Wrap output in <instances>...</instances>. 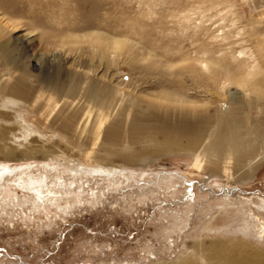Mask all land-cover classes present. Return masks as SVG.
Here are the masks:
<instances>
[{
	"label": "rangeland",
	"instance_id": "rangeland-1",
	"mask_svg": "<svg viewBox=\"0 0 264 264\" xmlns=\"http://www.w3.org/2000/svg\"><path fill=\"white\" fill-rule=\"evenodd\" d=\"M256 70L264 0H0V264H264Z\"/></svg>",
	"mask_w": 264,
	"mask_h": 264
},
{
	"label": "bare ground",
	"instance_id": "bare-ground-1",
	"mask_svg": "<svg viewBox=\"0 0 264 264\" xmlns=\"http://www.w3.org/2000/svg\"><path fill=\"white\" fill-rule=\"evenodd\" d=\"M224 28H226V27H224ZM228 31V30H227ZM224 33V32H223ZM241 33V32H240ZM115 45V44H114ZM99 46H100V44H99ZM119 46V45H118ZM113 47V46H112ZM115 47H116V45H115ZM120 47V46H119ZM118 47V48H119ZM102 49V48H101ZM114 49V48H113ZM117 49V48H116ZM120 49V48H119ZM121 51H122V49H120ZM119 50V51H120ZM247 50V49H246ZM249 50H251V54L250 55H248L249 56V58L251 57V56H253V54H254V50L253 49H249ZM107 52V51H106ZM102 53V52H101ZM115 53V52H114ZM109 54V53H108ZM240 54L242 55V56H245L247 53H245L244 51H242V52H240ZM107 55V54H106ZM240 55V56H241ZM255 56V55H254ZM96 57H97V54H96ZM95 57V58H96ZM103 57V56H102ZM106 57V56H105ZM94 58V59H95ZM246 58V57H245ZM247 59H248V57H247ZM93 61V60H92ZM103 61V60H102ZM106 61V60H105ZM250 62H252V61H250ZM206 63V62H205ZM247 65V64H246ZM254 65H256V64H254ZM206 66V68H207V65H205ZM252 66V65H251ZM255 69H258V68H255ZM258 70H261V68H259ZM224 71H226V70H224ZM250 72V71H249ZM258 73H261L260 71H254V72H252V73H248V75H249V77L248 78H245V76L244 77H242L243 79H248V80H244V81H246L245 83H246V86L247 87H251V88H257V86H260L261 85V87H262V84L260 83V82H254V83H252L251 82V78H255L257 75H258ZM228 76H230V74L229 75H227V78H228ZM30 77V76H29ZM60 79V78H59ZM80 80L81 79H79V82H80ZM67 81H69V80H67ZM88 81V80H87ZM229 81L230 82H232V83H234V84H240V79H236L235 78V75H234V78L232 77V78H230L229 79ZM19 83V82H18ZM15 85H17V84H15ZM21 85V84H20ZM244 85V84H243ZM31 86V85H30ZM86 87V86H85ZM64 88V87H63ZM262 88H264V87H262ZM95 89V88H94ZM107 90V89H106ZM105 90V91H106ZM109 90H111V89H109ZM249 90V89H248ZM12 91V90H11ZM66 92V91H65ZM105 93V92H104ZM110 93V92H109ZM13 94V93H12ZM103 96H104V94H102ZM102 95H100V96H102ZM171 95V94H170ZM108 96V95H107ZM106 96V97H107ZM168 98V97H167ZM171 98V97H170ZM99 99V98H98ZM168 100V99H167ZM174 101V100H173ZM179 101V100H178ZM182 101V100H181ZM232 113V112H231ZM233 115V114H232ZM107 116H109V115H107ZM106 116V117H107ZM235 117V116H234ZM108 120V119H107ZM238 121V120H237ZM236 120H234V122L232 121V120H230L229 121V124H231V126L230 127H237L238 128V122H237ZM234 125V126H233ZM241 125V124H240ZM229 126V125H228ZM102 127V126H101ZM234 127V128H235ZM231 129V128H230ZM236 129V128H235ZM236 130H238V129H236ZM164 132V131H163ZM253 132V131H252ZM241 133V132H240ZM238 134H239V131L238 132H235V131H232L231 133H230V136H228L229 138H234V139H232L231 141V143H234L235 142V138H238ZM202 135V134H201ZM200 135V136H201ZM211 135V134H210ZM241 135V134H240ZM169 136H170V134H169ZM168 136V137H169ZM192 136H197L196 134L195 135H192ZM212 136V135H211ZM256 136V135H255ZM227 137V138H228ZM166 138V137H165ZM256 138H258V137H256ZM262 138H264V137H262ZM165 142V141H164ZM166 143L168 144V146H174V145H176L177 143H175L173 140H171V139H169V140H167L166 141ZM236 143V142H235ZM234 143V144H235ZM241 143V142H240ZM199 143H198V140H197V142L196 143H194L192 146H191V148H188V147H186L187 149H190V150H193V149H197L198 147H197V145H198ZM164 145V144H163ZM229 145V144H228ZM167 146V145H166ZM178 147H181L180 146V144L178 145ZM168 148V147H167ZM184 149V148H183ZM213 149L214 148H212V152H214L213 151ZM233 149V148H232ZM264 149V148H263ZM208 150H210V149H208ZM239 150H240V146L239 147H237L236 149H234V151H230L231 152V154H229V156L230 157H232L231 155H233L234 156V154L236 155V154H238L239 153ZM261 151V150H260ZM263 151V150H262ZM206 153V152H205ZM260 153V152H259ZM209 154V153H208ZM251 154V153H250ZM199 160H200V158L199 157H197V159H196V161H197V163L199 164V166H201V163L202 162H199ZM200 168V167H199ZM1 169H4V170H1ZM105 172H107V171H105ZM9 174V171H8V168H2V167H0V181H2V180H4V178L7 176ZM42 179H44V181H46V178L44 177V178H42ZM34 182V181H33ZM17 185H20V184H18L17 183ZM32 185H34V187H38V183H32ZM31 185V186H32ZM32 191H34V193L36 194V199H38V200H40V199H44L45 197H46V195L44 194L45 193V191H46V189H45V187L44 186H41L40 185V188H38V189H32ZM47 192V191H46ZM263 232H264V230H263ZM251 262V261H250ZM256 264V263H255Z\"/></svg>",
	"mask_w": 264,
	"mask_h": 264
}]
</instances>
